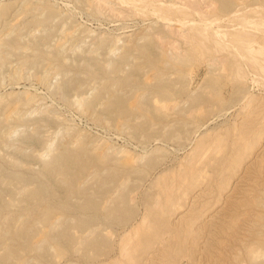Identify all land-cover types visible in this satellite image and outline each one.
Instances as JSON below:
<instances>
[{
	"label": "rangeland",
	"instance_id": "1",
	"mask_svg": "<svg viewBox=\"0 0 264 264\" xmlns=\"http://www.w3.org/2000/svg\"><path fill=\"white\" fill-rule=\"evenodd\" d=\"M118 1L0 0V264H264V72L192 32L232 0Z\"/></svg>",
	"mask_w": 264,
	"mask_h": 264
},
{
	"label": "bare ground",
	"instance_id": "2",
	"mask_svg": "<svg viewBox=\"0 0 264 264\" xmlns=\"http://www.w3.org/2000/svg\"><path fill=\"white\" fill-rule=\"evenodd\" d=\"M120 1V0H119ZM118 1V2H119ZM138 1H140V0H137L136 2H138ZM143 1H145V2H147L146 0H143ZM149 1V0H148ZM166 1V0H165ZM215 1V0H214ZM120 2H123L122 0L120 1ZM145 2H143V4H145ZM152 2H154V1H152ZM159 2H160V0H159ZM159 2H157L158 4H159ZM150 3V2H149ZM148 2L146 3V4H149ZM156 3V4H157ZM195 3V2H194ZM129 4V3H128ZM133 4V3H132ZM140 4H142V3H140ZM152 4H154L155 5V3H152ZM161 5H162V3H160ZM165 4H166V2H165ZM219 4V3H218ZM131 5V4H130ZM136 5H138V4H136ZM168 5V4H167ZM172 5V4H171ZM175 5V4H174ZM189 5H191V4H189ZM192 5L194 6V4L192 3ZM220 6L218 7V9L214 12V13H208L209 15H208V17L206 18L205 17V14H204V16H203V14H202V17H204V18H206V19H204V20H202V23H204L203 24V26L201 25L200 26V24H198L197 25V27H195L193 24V29H194V31H192V32H195V30H197V34L199 35V34H201V32L203 33V32H205L206 33V31L208 32V31H210L209 30V28H215V27H212V25L214 24V23H216V22H219V21H221V19H222V17H223V19H224V16H230V15H232V14H234L233 15V18L232 19H230V18H228V20L230 19L231 21H232V24L233 23H235L236 24V29L234 30L233 28H235V25H234V27L233 26H231V21L228 23V24H230V25H228L229 26V28H230V26L231 27H233V28H231V30H232V32L231 31H229V28H226V29H228L227 30V32H226V30H224L225 32H226V34H225V36L223 37V38H225V40H219V38L217 37V39L214 37V35L213 34H208L209 35V37H206L207 36V33L206 34H204L205 35V38L206 39H209L208 41H202L201 43H200V41L201 40H205V38H204V35L202 36L203 37V39H201L200 41H198L202 46H203V48L206 46V45H209L210 46V44H206L205 46H204V42H216L218 45H216L218 48H219V50H218V48H217V50L220 52V51H227L230 55H231V57H230V59H231V61L229 62L228 60H225L226 62L228 61V63H226V65H224V64H221V65H224V69H223V71L224 72H226V71H228L229 73H232V75L234 76L235 75V80H236V77H237V79H238V77L240 76V78H242L243 79V81L244 82H246L248 79L246 78V74H248L247 73V66H249V63L251 64L250 65V67L251 66H253V71L255 70V72H251V73H256V71H257V73H258V71L259 70H261V72L263 71L264 72V65L262 64V63H264V29H262V31L261 32H263V34H261L260 32L258 33L259 35H256V32H255V34H253V32H252V30H249V29H254V31L255 30H259L260 29V27H263L264 28V0H238V1H233L232 0V2H230V1H228V2H224V1H221V3L219 4ZM143 6V5H142ZM145 6V5H144ZM158 6V5H157ZM164 6V5H163ZM156 7L155 8V11H157V12H161L162 13V19H164L163 21H165V20H170V21H172V20H176V22H180L181 23V26H182V23L183 24H185L186 23V21L187 20H189V19H196V18H193L194 16H193V13L190 11V8H188V9H186V8H183L182 10L180 9V7L178 6V8L181 10V11H179V10H175V8H174V6L172 5V7H169L170 5H168V7ZM186 5H184V7H185ZM188 6V5H187ZM196 6H198V5H196ZM137 7V6H136ZM147 7V6H146ZM152 8L154 7V6H151ZM195 7V6H194ZM258 7H261V9L260 8H258ZM134 8V7H133ZM143 9L142 10H145V8L144 7H142ZM149 8H150V6H149ZM200 8V7H199ZM203 8V7H202ZM136 9V8H135ZM137 9H141V8H138L137 7ZM194 9H196V8H194ZM134 10V9H133ZM141 10V11H142ZM153 10V9H152ZM198 10V9H197ZM138 12V11H137ZM142 12H145V11H142ZM152 12H154V11H152ZM196 12V11H195ZM135 13V12H134ZM159 13H157V14H159ZM197 13V12H196ZM138 14V13H137ZM154 14H156V13H154ZM201 14V13H200ZM207 14V13H206ZM144 15V14H143ZM146 16V15H145ZM158 16V15H157ZM159 17H160V15H159ZM200 17V16H199ZM161 18V17H160ZM160 18H159V20H160ZM225 19H226V17H225ZM224 19V20H225ZM199 20V19H198ZM200 20H201V18H200ZM192 21L193 20H190V23H192ZM223 21V20H222ZM157 22V21H156ZM174 22V21H173ZM172 22V23H173ZM198 23H200L199 21H197ZM188 23H189V21H188ZM189 23V24H190ZM218 24H223V23H218ZM217 24V25H218ZM185 25H188V24H185ZM220 26V25H219ZM227 26V27H228ZM239 28H238V27ZM186 27V26H185ZM189 27H191V25L189 26ZM195 27V28H194ZM221 27L222 26H220V28H219V30L221 29ZM225 27H226V25H225ZM225 27H222V28H225ZM191 28V29H192ZM217 28V27H216ZM190 29V28H189ZM190 29V30H191ZM214 30V29H213ZM223 30V29H222ZM261 30V29H260ZM200 31V33H198ZM215 31V30H214ZM223 31V32H224ZM228 31L230 32V33H228ZM191 32V33H192ZM252 33V34H251ZM195 34H196V32H195ZM196 34V35H197ZM216 34H220V32L219 31H216ZM193 35V34H192ZM221 35V34H220ZM145 36V35H144ZM152 36V35H151ZM195 36V35H194ZM193 36V37H194ZM192 37V36H191ZM199 37L200 36H198L197 38V40H199ZM220 37V36H219ZM220 38V39H223V38ZM144 38V37H143ZM146 38V37H145ZM201 38V37H200ZM148 39V38H147ZM149 39H151V38H149ZM143 40V39H142ZM192 40V39H191ZM196 39H195V41H197ZM195 41H193V43L195 42ZM146 42V41H145ZM145 42H143V43H145ZM149 42V41H148ZM151 42H153V41H151ZM190 42V41H189ZM198 42H196V44L198 43ZM142 43V42H141ZM150 43V42H149ZM198 43V44H199ZM204 43V44H203ZM137 44V43H136ZM138 44H140V43H138ZM146 44V43H145ZM148 44V43H147ZM153 44H154V42H153ZM194 45V44H193ZM200 45V46H201ZM147 46H149V45H147ZM153 46V45H152ZM155 46V45H154ZM200 46H198L197 45V47H196V50H198L197 48H199ZM209 46H206V48H207V50L206 51H208V52H210L211 50H213V49H209L208 50V48H212L211 46L209 47ZM213 46V45H212ZM215 46V47H216ZM134 47H136V46H134ZM139 47V46H138ZM146 47V46H145ZM215 47H213L215 50H216V48ZM144 48V47H143ZM151 48V47H150ZM156 48H157V46H156ZM202 48V49H203ZM205 48V49H206ZM133 49V48H132ZM136 49H139V48H136ZM145 49H147V47L145 48ZM140 50V49H139ZM144 50V49H143ZM148 51H149V49H147ZM151 50V49H150ZM157 50V49H156ZM155 50V51H156ZM215 50H213L215 53H216V51ZM134 51H135V49H134ZM199 52H201L200 51V49L198 50ZM217 51V52H218ZM138 52V51H137ZM144 52L145 53H147L145 50H144ZM150 52V51H149ZM203 52H205V51H203L202 50V54H203ZM214 52H212L213 54H214ZM155 53V52H154ZM157 53V52H156ZM207 53V52H206ZM211 53V52H210ZM223 53V52H222ZM221 53V54H222ZM192 54V53H191ZM212 54V55H213ZM225 54V53H224ZM229 54H226L227 56L229 55ZM146 55V54H145ZM151 55V54H150ZM164 55V54H163ZM163 55H161L162 57H163ZM206 55H208V54H206ZM149 56V55H148ZM210 56V55H209ZM221 56V55H220ZM147 57V56H146ZM155 57V56H154ZM208 57V56H207ZM213 57V56H212ZM211 57V58H212ZM229 57V56H228ZM166 58V57H165ZM164 58V59H165ZM61 59V58H60ZM148 59V58H147ZM157 59V58H156ZM164 59H161V61L162 60H164ZM209 59V58H208ZM154 61V60H153ZM153 61H151V62H153ZM169 61V60H168ZM189 61H190V59H189ZM261 61H262V63H261ZM168 64L170 63V62H167ZM223 63V62H222ZM149 64V63H148ZM152 64V63H151ZM150 64V65H151ZM154 64V63H153ZM152 64V65H153ZM159 64V63H158ZM173 65V64H172ZM255 65H259V66H256L255 67ZM147 66V65H146ZM156 66H157V64H156ZM155 66V67H156ZM159 66H161V65H159ZM149 67V66H148ZM258 67V68H257ZM161 68V67H160ZM160 68H158V69H160ZM167 68H169V67H167ZM221 68V67H220ZM150 69H151V66H150ZM162 69V68H161ZM252 69H251V71H252ZM154 70V69H153ZM170 70V69H169ZM179 70V69H178ZM177 70V71H178ZM182 70V69H181ZM162 71V70H161ZM160 71V72H161ZM168 71V70H167ZM175 71V70H174ZM250 71V70H249ZM159 72V71H158ZM165 72V71H164ZM182 72V71H181ZM227 72V73H228ZM260 72V71H259ZM261 72H260V74L259 75H261ZM152 73V72H151ZM167 73V72H166ZM177 73V72H176ZM183 73V72H182ZM186 73V72H185ZM257 73H256V75H257ZM225 74V73H224ZM223 74V75H224ZM263 74V73H262ZM157 75V74H156ZM222 75V74H221ZM226 75V74H225ZM229 75V74H228ZM252 75V74H251ZM264 75V74H263ZM230 76V75H229ZM224 77V76H223ZM244 77H245V79H244ZM247 77H250L249 75L247 76ZM257 77V76H256ZM261 77H262V75H261ZM261 77H259V78H261ZM166 78V77H165ZM231 78V77H230ZM234 78V77H233ZM147 79V78H146ZM155 80H156V78H154ZM224 79V78H223ZM222 79V80H223ZM247 79V80H246ZM161 80V79H160ZM225 80V79H224ZM228 80V79H227ZM235 80H233L234 82H235ZM250 80V79H249ZM263 80V79H262ZM232 81V82H233ZM236 81H239V79L238 80H236ZM253 81H255V79L253 80ZM150 82V81H149ZM166 82V81H165ZM169 82V81H168ZM228 82V81H227ZM242 82V80L239 82V84H242L241 83ZM244 82H243V84H244ZM162 83V82H161ZM170 83H172L171 81H170ZM219 83V82H218ZM223 83V82H222ZM222 83H221V85H222ZM229 83V82H228ZM237 83V82H236ZM165 84V83H164ZM210 84V83H209ZM215 84V83H214ZM220 84V83H219ZM225 84V83H224ZM239 84H237V85H239ZM168 85V84H167ZM174 85V84H173ZM208 85V84H207ZM213 85V84H212ZM217 85V84H216ZM230 85V84H229ZM161 86V85H160ZM159 86V87H160ZM162 86H164L163 84H162ZM161 86V87H162ZM166 86V85H165ZM165 86H164V89H166L165 88ZM172 86V85H171ZM170 86V87H171ZM224 86V85H223ZM228 86V85H227ZM154 87H156V85L154 86ZM159 87H157L156 89H160ZM175 87V86H174ZM213 87V86H212ZM238 87H240V86H238ZM244 87V86H243ZM207 88V87H206ZM222 88V87H221ZM233 88H234V86H233ZM169 88H167V90H168ZM171 90H173L174 91V89H172V87L170 88ZM176 89V88H175ZM180 89H182V88H180ZM179 89V90H180ZM220 89V88H219ZM223 89V88H222ZM221 89V90H222ZM226 89V88H225ZM232 89V88H231ZM240 89V88H239ZM166 90V94L168 95V93L170 92V90H168L167 91ZM214 90H215V88H214ZM220 90V91H221ZM246 90V89H245ZM244 90V91H245ZM161 91V97H159L155 102H154V106H157L158 105V103L160 102V103H164V101H168V100H166V96H165V93L163 92L162 93V89L161 90H156V93L158 92V94H160L159 92ZM165 91V90H164ZM182 91V90H181ZM150 92V91H149ZM155 92V91H154ZM188 92V91H187ZM217 92V91H216ZM222 92V91H221ZM240 92V91H239ZM242 92H243V89H242ZM171 93V92H170ZM173 93V92H172ZM171 93V94H172ZM174 93H176V94H184V92H179V91H175ZM173 93V95H175ZM214 93H215V91H214ZM150 94H154V93H150ZM158 94H157V96H158ZM209 94V92L207 93V95ZM239 94V93H238ZM164 95V96H163ZM172 95V96H173ZM236 95V94H235ZM242 95V94H241ZM244 95V94H243ZM157 96H156V98H157ZM176 96V95H175ZM180 96H182V95H180ZM179 96V97H180ZM169 98H170V94H169V96H168ZM178 97V96H177ZM183 97V96H182ZM193 97V96H192ZM191 97V98H192ZM241 97V96H240ZM156 98H153V99H156ZM168 98V99H169ZM194 98H196V97H194ZM193 98V99H194ZM211 98V97H210ZM254 98V97H253ZM174 99V98H173ZM173 99H171V100H173ZM241 99V98H240ZM175 100H176V97H175ZM237 100H239V99H237ZM253 100H255V99H253ZM174 101V100H173ZM197 101V100H196ZM204 101V100H203ZM241 101V100H240ZM249 101V100H248ZM205 102V101H204ZM209 102V101H208ZM213 102V101H212ZM237 102V101H236ZM206 103V102H205ZM245 103V102H244ZM263 103V102H262ZM157 104V105H156ZM239 104V103H238ZM251 104H252V102H251ZM255 104H256V101H255ZM254 104V105H255ZM260 105H261V103H259ZM162 105V104H161ZM165 105H167V104H165ZM164 105V106H165ZM258 105V104H257ZM259 105V106H260ZM152 106V105H151ZM199 106V105H198ZM252 107V106H251ZM257 107V106H256ZM158 108V107H157ZM249 108V107H248ZM253 109V108H252ZM254 109H255V107H254ZM259 109V108H258ZM264 109V108H263ZM263 109H261V110H263ZM248 110V109H247ZM250 110V109H249ZM260 110V109H259ZM252 111V110H251ZM256 112V111H255ZM247 113H248V111H247ZM252 114V112H249V114ZM261 113V112H260ZM259 113V114H260ZM264 113V112H263ZM263 113L261 114V115H263ZM258 115V114H257ZM256 115V116H257ZM156 116V115H155ZM247 116V115H246ZM253 116H255V115H253ZM157 117V116H156ZM250 117V116H249ZM261 117V116H260ZM263 118H264V116H263ZM158 119V118H157ZM253 119V118H252ZM244 120V119H243ZM250 120V119H249ZM253 121V120H252ZM257 122V121H256ZM256 122L255 123H253L254 125L256 124ZM251 124V123H250ZM249 128H246L245 130H241V133L238 135L239 136V138H238V145H239V150H241V151H244L246 148H248L250 145L247 143V141H246V139H247V137L248 136H251V137H255V131H254V126L252 127H250V126H248ZM256 133H257V131H256ZM237 137V136H236ZM237 142V141H236ZM54 165V164H53ZM56 167V166H55ZM69 167V166H68ZM51 168V167H50ZM59 168H60V166H59ZM67 168V167H66ZM52 169V168H51ZM62 169V168H61ZM70 169V168H69ZM190 169H191V167H190ZM63 170V169H62ZM192 170H193V168H192ZM56 171V170H55ZM58 171H60V170H58ZM189 171V170H188ZM195 171V170H194ZM193 171V172H194ZM63 172V171H62ZM69 172H71V171H69ZM192 172V173H193ZM52 173V172H51ZM60 173V172H59ZM58 173V174H59ZM64 173L65 174H63V175H66L67 173H66V170L64 171ZM81 173V172H80ZM190 173V177H191V172H188L187 173V175ZM195 173V172H194ZM73 174V173H72ZM197 174V173H196ZM57 175V174H56ZM55 175V176H56ZM63 175H61V177L63 178ZM69 175H71V174H69ZM68 175V177H70ZM192 175H194V174H192ZM56 177H59V175L58 176H56ZM65 177V176H64ZM67 177V176H66ZM65 177V178H66ZM78 177V176H77ZM116 177L117 176H115V179H116ZM192 177H194V176H192ZM80 178V177H79ZM53 179V178H52ZM77 179V178H76ZM56 180V179H55ZM59 180V179H58ZM61 180V179H60ZM64 180V179H63ZM68 181V180H67ZM72 181H74V178H73V180ZM183 181V180H182ZM185 181V180H184ZM183 181V182H184ZM59 182V181H58ZM78 182V181H77ZM56 183V182H55ZM72 185V184H71ZM43 186V185H42ZM51 186V185H50ZM77 186H78V184H77ZM46 187V186H45ZM76 187V186H75ZM50 188V187H49ZM53 188H55V187H53ZM72 188V187H71ZM43 189H45V188H43ZM74 190H75V188H73ZM108 189V188H107ZM46 190V189H45ZM105 190H106V187H105ZM48 191V190H47ZM46 191V192H47ZM36 192V191H35ZM49 192H51V191H49ZM108 192V191H107ZM39 193V192H38ZM48 193V192H47ZM71 193V192H70ZM74 193V192H73ZM81 193V192H80ZM49 194V193H48ZM47 194V195H48ZM104 195V194H103ZM46 196V195H45ZM50 196V195H49ZM172 196V195H171ZM170 196V197H171ZM40 197H42L41 195H40ZM92 197V196H91ZM94 197V196H93ZM43 198H44V195H43ZM89 198V197H88ZM93 199H95L96 200V198H93ZM170 200V199H169ZM88 202V201H87ZM94 202V201H93ZM95 203V202H94ZM89 204V203H88ZM91 204H92V202H91ZM95 205V204H94ZM93 207H95V206H93ZM95 210V209H94ZM155 212V211H154ZM112 213V212H111ZM98 214V213H97ZM106 214H108V213H106ZM161 214V213H160ZM160 214H159V217H158V219H160ZM152 215H155V214H152ZM98 216V215H97ZM113 216V215H112ZM162 216V215H161ZM154 217H157L156 215L154 216ZM162 220V219H161ZM154 221H155V218H154ZM157 221V220H156ZM164 221V220H163ZM124 222V221H123ZM161 222V221H160ZM159 222V223H160ZM156 223H158V222H156ZM158 225L159 224H157L156 225V228H158ZM163 225V224H162ZM161 226V225H160ZM160 226H159V228H160ZM169 228V227H168ZM163 229L165 230V227L163 226ZM22 230V229H21ZM24 230V229H23ZM23 230L22 231H20L21 233H23ZM160 230H161V228H160ZM167 230V229H166ZM18 231V230H17ZM158 230L156 229V232H157ZM15 232H16V230H15ZM25 232H28V231H26L25 230ZM18 233V232H17ZM159 233V232H158ZM26 234V233H25ZM156 234V233H155ZM21 235H24V233L23 234H21ZM27 235V234H26ZM69 235V234H68ZM153 237H154V235H152ZM158 236V235H157ZM148 238H150L149 236H148ZM127 246V245H126ZM262 246H264V243L261 245V247ZM129 247V246H128ZM128 247H127V250H128ZM126 248V247H125ZM130 248H131V251L132 250H138L139 248H137V246H134L133 248L130 246ZM97 249H99V248H97ZM262 249H264V248H262ZM126 250V249H125ZM130 250V249H129ZM127 252V251H126ZM124 254V253H123Z\"/></svg>",
	"mask_w": 264,
	"mask_h": 264
}]
</instances>
